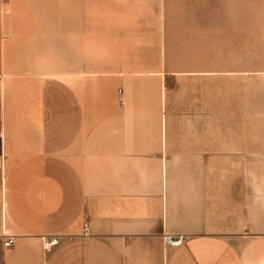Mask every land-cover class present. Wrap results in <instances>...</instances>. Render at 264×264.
<instances>
[{
	"label": "crops",
	"instance_id": "1",
	"mask_svg": "<svg viewBox=\"0 0 264 264\" xmlns=\"http://www.w3.org/2000/svg\"><path fill=\"white\" fill-rule=\"evenodd\" d=\"M0 86V264H264V0H0Z\"/></svg>",
	"mask_w": 264,
	"mask_h": 264
},
{
	"label": "built area",
	"instance_id": "2",
	"mask_svg": "<svg viewBox=\"0 0 264 264\" xmlns=\"http://www.w3.org/2000/svg\"><path fill=\"white\" fill-rule=\"evenodd\" d=\"M3 128V114H2V91H1V86H0V133L2 132ZM1 156V155H0ZM1 161V158H0ZM83 235L87 236L88 235V224L86 222L83 223ZM184 236H177L174 238L171 235L164 234L163 235V243L165 246H173L177 247L180 246L183 243ZM59 242L58 237H50V238H42V248L47 251L50 248L56 246ZM14 244V237L13 236H7L4 238L3 241V247L4 248H9Z\"/></svg>",
	"mask_w": 264,
	"mask_h": 264
}]
</instances>
